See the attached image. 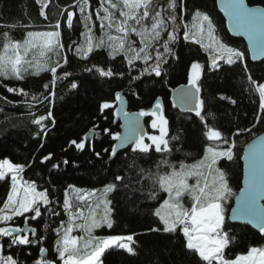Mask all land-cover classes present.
<instances>
[{
	"label": "snow or ice",
	"instance_id": "6c2138e0",
	"mask_svg": "<svg viewBox=\"0 0 264 264\" xmlns=\"http://www.w3.org/2000/svg\"><path fill=\"white\" fill-rule=\"evenodd\" d=\"M220 2L221 10L228 17L229 29L247 37L253 59L264 57V5L250 6L246 0ZM35 3L39 7L38 15L45 21L49 20L53 0H35ZM186 13L191 15V24L185 22ZM76 24L84 29L80 33L82 39L66 45L62 40L63 31L72 30ZM0 27L25 29L22 39H14L9 31L0 33V83L3 80L23 81L32 67L36 69L33 74L49 72L51 80L43 84L48 92L43 100L49 103H54L57 81L71 76L70 72L63 70L69 64V58L66 54L61 57V51H71L73 58L84 61L98 50L106 51L109 60L121 58V65L125 66L122 70L96 64L84 68V71L99 77L119 76L139 80L154 75L163 78L165 66L172 59H179L175 46L182 34L184 41L200 46L209 54L213 70L220 68L222 63L239 64L249 90L258 94L259 108L264 110V77L253 78L245 52L223 43L215 35L210 14L195 4L189 11L187 0H95V5L92 0H73L72 4L60 6V18L49 25L51 30H31V24ZM95 31L102 35L96 38ZM33 52H38L41 58L50 59L49 54H54L60 59L40 63L28 59ZM204 67L198 60H193L186 73L187 82L174 90L176 94L173 98L174 107L185 113H194L206 129L203 135L207 143L199 160L193 164H176L169 159L174 150H180L175 147L180 143V135L170 136L169 121L164 115L160 98L156 99L150 112H128L123 107V94L117 92L115 97L121 105L117 114L123 115L122 127L126 131L123 135L119 132L112 134L108 129L104 131L119 141L111 148V157L118 155L119 147L130 145L133 156L127 162V174L114 175L113 181L104 186L102 196L95 201L91 197L96 195L97 190L89 192L68 185L62 203V211L68 220L61 221L54 229L58 260H50L47 258L48 249L39 246L46 237L38 235V229L31 225L39 224L45 214L59 216L60 212L54 207L48 189L40 190L36 181L23 180L21 173L26 164L14 163L9 158L0 159V182L6 185L5 195L0 197V240L6 239L10 249L37 245L39 255L34 264H104V258L113 249L136 255L137 238L134 233L94 235L96 229L113 227L110 215L112 201L108 195L123 189L133 199L139 193L147 200L157 201L161 193L165 194L152 213L158 218L159 226L148 231L180 234L182 254L196 257V264H264V245L250 246L246 254H237L235 258L226 255V249L235 239L229 229L236 223L251 225L264 238V138H258L246 148L244 183L237 194L230 186L228 174L218 164L222 159H234L236 140L232 137L250 129L238 128L230 137L219 128L209 126L208 119L215 121L216 117L207 110L206 100L202 98ZM132 72L138 75L132 77ZM5 87L9 93L24 97L29 95L24 88ZM71 87L75 89L78 85L72 83ZM3 99L6 103L12 102L6 97ZM37 99L32 96L33 101ZM219 99L233 105L237 103L228 96L221 95ZM24 103L31 108V103ZM111 107L110 103L104 102L101 110ZM142 117H150V128L157 130L158 134L145 131ZM261 118L256 117L257 121ZM49 119L54 123L51 111L32 119L31 122L40 129L37 136L46 134L45 122ZM71 143L80 150L85 147L84 141L77 143L73 140ZM152 153L159 154L154 168L141 167L139 161L145 157L150 159ZM49 159L51 154L44 156L41 163ZM145 184L149 185L147 190ZM69 190L76 193L75 201L70 198ZM186 197L190 206H185ZM233 199L235 206L231 203ZM100 209L102 211H98ZM42 227L47 230L49 225L44 223ZM75 231L86 236L73 235ZM4 251V243L0 242V264H24L11 254L5 255Z\"/></svg>",
	"mask_w": 264,
	"mask_h": 264
},
{
	"label": "trees",
	"instance_id": "16d2710c",
	"mask_svg": "<svg viewBox=\"0 0 264 264\" xmlns=\"http://www.w3.org/2000/svg\"><path fill=\"white\" fill-rule=\"evenodd\" d=\"M95 5V0H92ZM250 4L264 5V0H248ZM73 0H53L49 20L45 21L38 15L39 7L35 0H0V25H24L31 24V30H51L49 25L60 18V6L72 4ZM189 11L192 5L210 14L216 29V35L225 44L245 52L247 64L253 73V78L264 77V61L254 62L251 59L246 40L242 37H234L227 26V20L220 12L218 0H187ZM185 22L191 24V15L186 13ZM9 31L14 39H22L25 29L0 27V33ZM84 31L80 24H76L72 30L63 31L62 40L67 45L71 41H80V33ZM102 35L95 31L94 36ZM2 51V42H0ZM176 55L179 59H172L165 66L166 74L161 77L144 76L139 80L121 78H103L95 73L84 71L85 67L93 64L111 66L123 69L121 58L115 61L109 60L107 52L98 50L87 61L73 58L71 51H61V57L67 55L69 64L64 66V71L70 72L71 76L58 80L54 89V103L43 100L48 94L43 84L49 83L51 74L39 71L33 74L35 67L29 68L25 80H3L0 83V159L9 158L14 163L26 164L21 173L24 180L36 181L39 189H48L49 197L54 201V207L60 212L59 216L45 214L39 224L32 226L38 229V235L46 237L39 245L48 249V258L58 260L55 255L54 231L61 221L67 220V215L62 211V203L65 189L68 185H74L85 189H103L113 181L114 175L127 174V162L133 156L131 148L118 153L111 158V148L116 140L112 135L105 132L108 129L114 134L120 132V123L115 124L118 101L115 94L124 92L130 111H150L157 98H161L166 107L168 118V130L170 136L180 135V143L175 147L179 151H173L169 159L173 163H194L203 156V147L207 143L203 132L206 129L195 117L194 113H185L173 106L172 89L185 84L186 73L193 60H198L204 65L202 98L206 100L207 110L215 114V121L208 119L209 126L219 128L226 136L239 129H250L243 134L234 136L236 156L232 161L222 159L218 166L228 174L230 186L237 194L242 187L243 163L242 156L246 144L264 131V110L259 108L258 94H252L239 64L228 65L222 63L221 67L213 70L210 65L209 54L200 46L184 41L182 34L175 46ZM50 59H43V63H51L60 59L54 54H49ZM62 62V61H61ZM62 75V72H61ZM137 72H132L135 77ZM72 83L78 85L71 87ZM24 88L29 93L27 97L9 93L5 87ZM228 96L237 101L235 105L219 97ZM32 96L38 97L36 101ZM6 97L11 103H6ZM25 101L31 103V108L25 105ZM108 102L112 105L109 109L101 110V105ZM52 113L51 119L45 122L46 134L36 133L40 129L31 121L35 116ZM262 118L257 121L256 117ZM115 124V125H114ZM147 132L158 134L157 130L150 128V117H146ZM100 131V139L94 138L93 151L90 162L77 160L70 167L66 166V160L59 154L66 150L75 140L80 143L84 136L92 129ZM146 142H148L146 140ZM43 145V147H41ZM108 149V152H105ZM100 153L99 156L96 154ZM127 153V154H126ZM51 154V159L41 163L44 156ZM190 154V155H189ZM159 159V154L152 153L151 158L145 157L140 160L143 168H154V163ZM146 161V162H145ZM58 165V167H53ZM135 179V177H133ZM149 185L145 184L147 190ZM6 185L0 182V197L5 195ZM163 193L157 201L145 199L144 195L137 193L135 199L123 189L110 193L112 201L111 229L103 227L97 229L99 236L126 235L134 233L136 236V255H131L123 250H111L104 258V264H196V257L191 254H182V238L180 234H168L163 232H149L148 229L158 227V218L152 213L164 198ZM55 202H59L56 204ZM234 203V199L231 202ZM79 204V202H78ZM82 206V205H81ZM47 223L49 228L44 230L42 225ZM234 235V241L226 249L228 258H235L237 254H246L250 246L264 245V238L258 230L248 225L236 223L229 229ZM0 242H2L0 240ZM4 253L11 254L24 264H34L38 258V246L23 249L16 247L7 251L6 241ZM30 254V255H29Z\"/></svg>",
	"mask_w": 264,
	"mask_h": 264
},
{
	"label": "water",
	"instance_id": "95a60500",
	"mask_svg": "<svg viewBox=\"0 0 264 264\" xmlns=\"http://www.w3.org/2000/svg\"><path fill=\"white\" fill-rule=\"evenodd\" d=\"M246 2L250 5V6H256V5H258V4H250L249 2H248V0H246ZM218 7H219V10H220V12L223 14V16L226 18V20H227V26H228V29H229V21H228V17L225 15V13L221 10L222 9V5H221V2H220V0H218ZM229 31H230V33L234 36V37H242V38H244L245 40H246V43H247V46H248V49H249V53H250V56H251V59L254 61V62H260V61H264V57H260V58H257V59H253V52H252V50H251V48L249 47V41H248V39H247V37H245V36H243V35H240V34H237V33H234V32H232L230 29H229ZM183 85V84H182ZM181 85H179V86H177V87H175V88H173L172 89V101H173V98L175 97V91L174 90H176V89H178L179 87H180ZM121 94H123V96H124V105H123V107H124V109L126 110V111H128V112H139V111H130L129 110V106H128V101H127V98H126V96L124 95V92L123 91H121L120 92ZM161 99V98H160ZM162 100V99H161ZM162 104H163V109H164V115H166V107H165V105H164V103H163V100H162ZM121 105H120V102L118 101V104H117V109L120 107ZM178 108V107H177ZM117 109H116V117H115V124H117V123H120V134L121 135H123L124 133H125V128L124 127H122V125L124 124V119H123V115L122 114H120V115H118L117 114ZM179 109V108H178ZM181 110V109H180ZM150 111H151V109H150ZM149 111V112H150ZM141 122H142V124H143V126H144V129H145V131L147 132V126H146V117H142L141 118ZM114 124V125H115ZM98 138V139H100V137H101V133H100V131H98V130H96V128L95 129H92V130H90L89 132H87L86 133V135L84 136V142H85V147H84V149H82V150H80V149H78L77 147H76V145L75 144H70V146L66 149V150H64V151H62L60 154H59V157H62V158H64L65 160H66V166L67 167H70L71 166V164L72 163H74V162H76L77 160H84L85 162H90V155L92 154V151H93V141H94V138ZM258 138H264V131L261 133V134H259V135H257L256 137H254L251 141H249L247 144H246V146H245V148H244V151H243V156H242V163H243V180H242V187H243V183H244V171H245V164H246V159H245V157H246V148H247V146L248 145H250V144H252L253 143V141H255V140H257ZM119 144V141H115V143H114V145H118ZM128 148H130V145H124L123 147H119L118 148V153L119 152H121V151H124V150H126V149H128ZM52 157V156H51ZM112 159H114L115 157H111ZM239 193V192H238ZM233 206H235V201H234V203H233ZM32 226V225H31ZM248 226H251V225H248ZM32 227H34V226H32ZM252 227V226H251ZM257 230V229H256ZM4 240H6V239H3L2 241H4ZM16 247H13V248H9L8 247V243H7V246H6V249H7V251H12L13 249H15ZM47 257H48V253H47Z\"/></svg>",
	"mask_w": 264,
	"mask_h": 264
},
{
	"label": "rangeland",
	"instance_id": "374dc122",
	"mask_svg": "<svg viewBox=\"0 0 264 264\" xmlns=\"http://www.w3.org/2000/svg\"><path fill=\"white\" fill-rule=\"evenodd\" d=\"M36 31V30H35ZM42 31H44V30H42ZM215 35H216V33H215ZM217 36V35H216ZM218 37V36H217ZM206 42H207V40H206ZM28 59H30V60H34V61H38V62H40V63H43V59L44 58H41V57H39V53L38 52H33V53H30L29 54V57H28ZM195 163V162H194ZM187 164H193V163H187ZM24 180V179H23ZM190 183H194V181H190ZM75 188H77V189H83V190H85V191H92V190H97V192H96V195H94V196H92L91 197V199L93 200V201H95L98 197H100V196H102V190L103 189H85V188H81V187H77V186H75ZM41 190V189H40ZM75 195H76V193H74V192H72L71 190H69V196H70V198H72L74 201H75ZM108 199H109V196H108ZM78 203V202H77ZM184 203H185V206H190V201L188 200V198L186 197L185 199H184ZM110 207H111V205H110ZM98 211H102V209H100V210H98ZM85 212L87 213V208H86V206H85ZM111 218H112V212H111ZM67 220H68V216H67ZM66 220V221H67ZM65 221V222H66ZM97 229L94 231V235H96V236H99L98 234H97ZM73 235H77V236H86V234L85 233H81V232H79V231H75V232H73L72 233ZM102 237V236H101ZM3 243V242H2ZM5 254V253H4ZM5 255H9V253H7V254H5Z\"/></svg>",
	"mask_w": 264,
	"mask_h": 264
},
{
	"label": "flooded vegetation",
	"instance_id": "af4514ba",
	"mask_svg": "<svg viewBox=\"0 0 264 264\" xmlns=\"http://www.w3.org/2000/svg\"><path fill=\"white\" fill-rule=\"evenodd\" d=\"M3 242H4V241H3ZM7 243H8V242L6 241V246H7ZM47 258H48V257H47ZM48 259H49V258H48Z\"/></svg>",
	"mask_w": 264,
	"mask_h": 264
}]
</instances>
